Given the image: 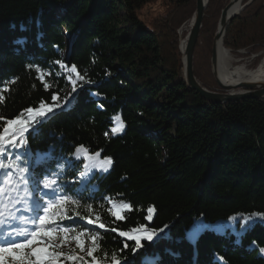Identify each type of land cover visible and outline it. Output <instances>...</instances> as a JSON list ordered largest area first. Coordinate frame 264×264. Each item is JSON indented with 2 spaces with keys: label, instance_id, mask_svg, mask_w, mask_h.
I'll use <instances>...</instances> for the list:
<instances>
[{
  "label": "trees",
  "instance_id": "obj_1",
  "mask_svg": "<svg viewBox=\"0 0 264 264\" xmlns=\"http://www.w3.org/2000/svg\"><path fill=\"white\" fill-rule=\"evenodd\" d=\"M157 1L165 2L164 13L142 16ZM228 2L208 0L196 45L195 76L208 90L216 89L211 45ZM195 7L196 0H0V89H8L0 115L12 119L54 103V93L62 102L71 93L72 65L91 81H78L83 86L70 103L36 125L38 132L25 133L23 146H8L0 160L29 170L6 169L15 186L22 175L28 190L56 181L55 202L70 201L45 226L67 228L70 237L84 229L99 233L94 255L101 264H112L113 254L127 264L134 241L119 233L140 225L164 231L144 242L136 264H264V219L243 223L264 213V99L214 104L183 82L178 31L190 24ZM224 47L264 48V0H253L233 19ZM116 116L124 128L113 134ZM81 145L100 156L77 158ZM105 157L112 159L107 171L99 166ZM120 202L131 206L124 219L112 215ZM89 219L97 225L87 226ZM197 224L205 227L192 237ZM61 259L92 264L90 257Z\"/></svg>",
  "mask_w": 264,
  "mask_h": 264
},
{
  "label": "snow or ice",
  "instance_id": "obj_2",
  "mask_svg": "<svg viewBox=\"0 0 264 264\" xmlns=\"http://www.w3.org/2000/svg\"><path fill=\"white\" fill-rule=\"evenodd\" d=\"M57 64H60L61 68H68L67 65H64L60 61H56ZM29 67H34L29 65ZM38 67V66H35ZM75 74V78H73ZM39 79L43 82L44 75L41 74ZM67 79L71 82L72 88L71 93L68 96L61 98L58 93L51 95V101L54 103L41 102L38 107H28L18 116L7 119L0 115V121H5L4 124L0 125V156H3L6 152L8 146H23L26 142L25 133H28L29 130L33 133L38 132L36 125L43 123L49 116L54 115L55 111L59 108L66 106L70 103L72 98L71 94L77 92L79 87H82L83 84H78V81H82L84 84L91 83L86 79V73L81 74L75 65H72L68 68ZM15 83V81H11ZM51 85L44 83V87L47 89ZM8 91L7 88L0 89V103H3L4 96L3 92ZM26 114V115H25ZM116 122V127L112 128V133L116 134L123 130L124 123L119 116L113 118ZM107 135V133H106ZM84 154L85 158L89 161H95L100 153L96 152L94 155H88V149L81 145L76 150L77 158L79 154ZM112 165V159L110 157L103 158L102 161H99V166L103 171H107L108 167ZM17 167L21 173H27L29 170L26 167H21L19 164H5L3 160H0V174L4 177H7L5 180H0V240H3V243H0V264H62V257L67 261H83L85 258L75 254H66L61 249V244L64 241L69 239L67 233L70 231L67 228H53L45 227V225H51L54 223V216L60 214L61 210L65 208V205L69 203L70 198L64 196L56 202L49 201L48 205L43 208L44 215L37 216L32 219V223H35V220H39L40 227L33 230H29L26 227H17L13 222L20 219L14 216L11 213V210L8 209L7 204L5 203V198H11V192L15 190L13 187L12 175L6 169L11 167ZM62 167V166H61ZM20 180L23 181L25 185L28 184V178L25 175L20 177ZM56 184L54 179H49L44 182V188L53 189V186ZM72 203H78V201H71ZM130 205L125 202H120L119 205L113 203L112 215L116 219H124L122 215L123 210L130 209ZM40 205L36 204V210H39ZM152 208L148 209L149 216L147 217L151 220ZM259 217L264 219V213H251L247 217L249 221L254 218ZM29 218H23V222H27ZM99 219V217H97ZM230 220H235V217H230ZM89 224L94 223L93 220H88ZM99 228H105L103 223L98 225ZM167 225H165V228ZM205 226L202 224H197L193 227L192 237H195ZM245 227V225H241ZM11 229V230H8ZM107 230V229H106ZM115 231V229H111ZM164 229L155 230L149 229L145 225H140L139 227L133 228L130 231H121L119 235L121 237H126L127 240L134 241V244L131 246L132 258L125 256L123 259L127 261V264H136L137 254L142 248L145 247L144 242L147 241L151 244L154 239L157 238L158 232H163ZM58 232H64L65 236L61 243H53V240L58 238ZM86 234H88L91 239V247L86 251L87 257L92 258V264H101V261L94 255V253L100 248L98 242L99 233L91 234L88 229H84L82 232L77 234L75 237H72L76 240L77 246L80 248L81 252L85 251V240L82 239ZM48 239L45 240L44 238ZM255 243V242H254ZM44 246L41 247L40 245ZM124 249L130 247L129 244H124ZM261 253H264V248L260 249ZM10 258V261H9ZM112 264H122L121 259L117 258L115 254L111 257Z\"/></svg>",
  "mask_w": 264,
  "mask_h": 264
},
{
  "label": "water",
  "instance_id": "obj_3",
  "mask_svg": "<svg viewBox=\"0 0 264 264\" xmlns=\"http://www.w3.org/2000/svg\"><path fill=\"white\" fill-rule=\"evenodd\" d=\"M252 1L253 0L248 2H246V0H231L221 12L218 28L214 37L211 59L212 73L221 92H214L203 87L194 74V53L202 29L204 13L208 5V0H196L190 31L186 37V47L185 50L181 52L182 80L188 87L200 93L205 100L211 103L223 104L245 99H264V81H243L235 85H228L222 81L218 73V53L219 49L224 46V39L228 27L233 19Z\"/></svg>",
  "mask_w": 264,
  "mask_h": 264
},
{
  "label": "rangeland",
  "instance_id": "obj_4",
  "mask_svg": "<svg viewBox=\"0 0 264 264\" xmlns=\"http://www.w3.org/2000/svg\"><path fill=\"white\" fill-rule=\"evenodd\" d=\"M248 1H250V0H246V2H248ZM70 2L71 1H67L64 4H62L61 6H59L58 12L60 13V15H62V13L65 12L64 10L66 9V7H68V5L70 4ZM230 2H231V0H229V2L227 3V5ZM165 7H166L165 6V2L157 1L155 4H150V5L146 6L142 10L141 14H142V16H145V17H146V15L148 16L150 14H152V15L153 14L154 15H160V14H163L164 13ZM220 15H221V13H220ZM220 15L218 16V19H217V22H216L215 33L217 31V28H218V22H219ZM187 26H188V24H187ZM187 26L185 25L184 27H182L178 31V35H179V51H180V46H181L182 40L187 37V36H184V32L185 31H186V33H188L187 28H186ZM184 28H186V29L183 31V33H181V31ZM66 37L68 38V40L71 39L70 35H67ZM214 37H215V34H214ZM213 43H214V39H213ZM212 47H213V44L211 45V52H212ZM228 50L231 52V55H232L231 56L232 57V60H231V66L232 67L243 66L246 69L252 70V69L257 68L259 65H262L263 66V69H264V48L263 49H260L257 52H252L250 48H242V49H239L237 51H233V50H230V49H228ZM180 55H181V70H182V54H181V52H180ZM196 59H197V56H196V51H195V53H194V74H195ZM211 59H212V54H211V58H210V72H211V75H210L211 77L210 78L216 84V89L211 90V91L221 92V89H220L219 85L217 84V82H216V80H215V78L213 76V73H212ZM199 64H202V63H199ZM181 78H182V71H181ZM201 85H202V83H201ZM115 127H116V122H115ZM82 183H85V179H82ZM23 189H25V188H23ZM22 191H21V194H14L15 195L14 197L17 198V199L13 202V204H12L11 207L7 205L8 209H10L11 210V213L14 216H16V217H17V214L19 213L20 209H22V210L24 209V211H26V210H28V206H30L28 204H31L28 201H24V197L26 195ZM13 192L14 191H12L11 194H13ZM27 199H28V197H27ZM112 209L115 210L113 207H112ZM23 218H30V217H29L28 213H26V216L23 217ZM29 220H31V219H29ZM247 221H249L247 219V217L243 219V223H245ZM255 221H261V219L259 217H256L255 218ZM29 223H32V222L29 221ZM87 224L88 225H92L93 223L92 224H89L87 222ZM36 228H38V227H36ZM64 236H65V234H60L58 232V238L55 239V240H53V243H61V241L63 240ZM75 236H72V237H75ZM68 237H69V239L67 241H64L61 244V249H59V250L64 251L66 254H69V253L70 254H75V255H78V256H82V257H84L86 259V257H87L86 251H87V249L89 247H91V243L88 240L87 236L85 235L84 237H82V239L85 240V251L84 252H81L80 251V248L77 246L75 239H73L70 236H68ZM44 239L47 240L48 238L45 237ZM40 246L43 247L44 245L41 244Z\"/></svg>",
  "mask_w": 264,
  "mask_h": 264
},
{
  "label": "bare ground",
  "instance_id": "obj_5",
  "mask_svg": "<svg viewBox=\"0 0 264 264\" xmlns=\"http://www.w3.org/2000/svg\"><path fill=\"white\" fill-rule=\"evenodd\" d=\"M191 23H192V18L190 20V24L186 27L188 33L190 31ZM186 28H184L181 31V33H183V31ZM186 43H187V40L185 38L182 40V43L180 46L181 52L185 50ZM218 55H219L218 73L224 83L228 85H235L243 81H264V69L262 65H259L257 68L252 69V70L246 69L243 66L232 67L231 66V60H232L231 52L228 49H226L224 46H222L219 49Z\"/></svg>",
  "mask_w": 264,
  "mask_h": 264
}]
</instances>
